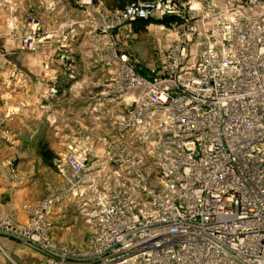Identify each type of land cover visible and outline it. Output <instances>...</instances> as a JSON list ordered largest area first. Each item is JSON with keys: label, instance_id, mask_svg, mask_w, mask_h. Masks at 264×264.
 <instances>
[{"label": "built area", "instance_id": "1", "mask_svg": "<svg viewBox=\"0 0 264 264\" xmlns=\"http://www.w3.org/2000/svg\"><path fill=\"white\" fill-rule=\"evenodd\" d=\"M96 1L77 5L90 14ZM101 18L104 33L160 19L175 31L146 75L113 42L96 60L108 76L97 100L123 104L116 126L147 151L158 187L126 158L135 184L105 180L99 191L71 140L53 162L61 189L24 205L25 224L0 217V232L45 252L46 264H264V0H136ZM72 198L91 224L83 252L50 238L55 207Z\"/></svg>", "mask_w": 264, "mask_h": 264}, {"label": "crops", "instance_id": "2", "mask_svg": "<svg viewBox=\"0 0 264 264\" xmlns=\"http://www.w3.org/2000/svg\"><path fill=\"white\" fill-rule=\"evenodd\" d=\"M38 5L30 13L41 26L42 35L46 36H43L36 52L28 53L12 47L0 49V217L14 214L18 224H25L27 221V212L23 206L41 201L61 181L58 174L44 161V157L50 160V152L55 151L56 145L48 141L41 143L37 139L42 132L53 134L52 128L44 123L47 121L51 124L57 118L54 106L59 99L48 97V88L56 85L57 79L64 73H72L73 67L81 79L71 83L72 85H64L66 89L89 88L95 84L96 87L102 86L107 75L104 68L96 65L100 53L94 37L90 36L89 26L68 27L62 32L70 39L68 46H72V49L69 47L72 59L67 68L59 64L62 52L57 44L60 38L59 34L54 33L57 13L55 10H46L44 4ZM118 8L119 4H105L103 0H97L90 14L86 12L81 16L84 19L82 22L87 23L88 18L95 24L100 12H117L120 11ZM3 25L0 29V40L4 39L8 47L10 31ZM83 45L87 46L85 50ZM92 61L95 66L90 68ZM6 112L16 113L11 122H2ZM72 204V201H67L55 207L51 218L50 238L58 247L83 252L87 248L91 228L89 237L85 240L87 234L84 233L83 224L78 230H72L70 224H62L63 219L72 216L68 209ZM45 259V252L0 232V264H46Z\"/></svg>", "mask_w": 264, "mask_h": 264}, {"label": "rangeland", "instance_id": "3", "mask_svg": "<svg viewBox=\"0 0 264 264\" xmlns=\"http://www.w3.org/2000/svg\"><path fill=\"white\" fill-rule=\"evenodd\" d=\"M79 2L80 0H0V29L3 24V26H7L11 38L10 40L7 39L8 47L4 39L0 40V49H9V47H12L13 49H23L28 53L36 52L41 43L35 45L34 51L29 50L27 44L31 43L33 40L36 41L38 38H43V36L46 35H42L41 26L36 23V19L34 15L30 13V10L33 7H37L38 4H44L46 10H55V13H57L54 19L56 20L54 23L56 26L54 33L59 34L58 49L60 44H66V42L68 43L67 40H70L65 33L62 34L68 27L83 28L89 26L91 27L90 36L94 37V41L100 53L97 59H99L102 54L110 51L109 46L113 42L116 50L126 53L139 70L149 72V70H153L159 66L161 60L160 50L173 39L175 34V31L169 28L170 21L164 24L159 21H164L166 19L153 20L158 22L151 21L146 30L138 34L132 31L130 23H126L119 29L106 31L104 33L100 26L102 23L106 26L107 20L105 19L103 22L101 18L102 15L105 13L113 15L122 10L117 12H100L98 15L99 18L96 20L95 24L88 18L87 23H84L82 22L84 19H82L83 17L81 16L86 14V10L81 9L77 5ZM50 4H53V7H49ZM95 35H98L99 38H96ZM73 42L74 40L71 44ZM70 46L71 45L68 47ZM85 46L83 45V49L87 48V46ZM68 49L70 50V48ZM4 59L5 58H3V60ZM0 64H2L1 57ZM72 66H74L73 63ZM89 66L90 68L95 66L94 61H92ZM71 70L72 73L70 71V73H64L61 78L57 79L56 85L49 87L46 92L48 97L52 96L59 99L57 105L54 106L56 109L54 112L57 114V118L51 124L47 121L44 123L48 128H52L53 134L48 135L45 133V136L42 132L41 137L37 138L41 143L42 141H48L50 144H55L57 147L55 151L50 152L49 164L51 165L45 162L46 165L50 166L54 173H57L53 166V162L59 159V155L64 154L68 143L71 140H75L80 147L87 150L90 156V170L96 171L94 186L99 191L102 188V182L105 180L110 182L112 186L128 182L126 179L129 178V174L128 171L123 168L124 165L122 164L126 158L139 161V167L142 168L146 176L149 177L151 186L157 188L156 168L147 151L142 147L141 143L136 140V136L129 132H123L116 126V120L121 117L123 113V104L117 101L102 99V102L101 100H97V94L103 90L107 81H104L103 85L98 87H96L95 84L91 85L92 87L90 86L89 88L70 89L72 88L70 87L66 89L64 85L73 84L81 79L76 75L77 72L75 67ZM107 78L108 76L106 75V80ZM52 87H55L56 94L52 95L49 93V89ZM15 114L14 112H6L3 115L2 122H11ZM45 146L47 145L45 144ZM57 177L60 178L59 174ZM127 184L132 187L135 182L130 181ZM61 185V181H58L55 186L56 189L54 187L52 191L60 190ZM70 201H72L73 204L68 209L72 216L63 219L62 224H70L72 230L80 229L81 224H83V228H85L84 233L87 234L85 235L86 240L90 234L91 224L87 222L79 209L80 199L72 198Z\"/></svg>", "mask_w": 264, "mask_h": 264}, {"label": "trees", "instance_id": "4", "mask_svg": "<svg viewBox=\"0 0 264 264\" xmlns=\"http://www.w3.org/2000/svg\"><path fill=\"white\" fill-rule=\"evenodd\" d=\"M105 2V4H119V10H123L127 4L131 3V2H134L136 0H103ZM151 21H145V20H138V21H135L133 23H131V28H132V31L134 33H140V32H144L147 28V26L150 24ZM153 22H158V21H153ZM160 23H164V24H167L169 22V20H164V21H159ZM138 71L143 74V75H146L147 72L145 71H142V70H139ZM44 161L46 163L49 162V160H47V158L44 157Z\"/></svg>", "mask_w": 264, "mask_h": 264}]
</instances>
